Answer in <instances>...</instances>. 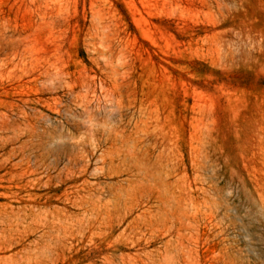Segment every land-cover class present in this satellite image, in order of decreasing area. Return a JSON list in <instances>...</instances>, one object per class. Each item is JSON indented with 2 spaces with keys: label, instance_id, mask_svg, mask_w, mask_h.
Wrapping results in <instances>:
<instances>
[{
  "label": "rangeland",
  "instance_id": "obj_1",
  "mask_svg": "<svg viewBox=\"0 0 264 264\" xmlns=\"http://www.w3.org/2000/svg\"><path fill=\"white\" fill-rule=\"evenodd\" d=\"M0 264H264V0H0Z\"/></svg>",
  "mask_w": 264,
  "mask_h": 264
}]
</instances>
